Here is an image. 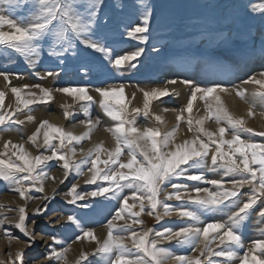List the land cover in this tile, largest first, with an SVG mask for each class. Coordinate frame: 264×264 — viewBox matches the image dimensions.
Here are the masks:
<instances>
[{
	"label": "snow or ice",
	"instance_id": "snow-or-ice-1",
	"mask_svg": "<svg viewBox=\"0 0 264 264\" xmlns=\"http://www.w3.org/2000/svg\"><path fill=\"white\" fill-rule=\"evenodd\" d=\"M9 6V11L16 9L26 12L18 19L9 15L0 14V46L5 50H12L20 54L29 64H34L43 51L42 44L49 47V55L62 56L77 47L76 42L84 45L81 51L87 53H100L111 69L122 70L125 65L135 68L133 61L144 53L145 49L137 47L134 51L124 54H115L114 50L104 42L98 31L97 16L101 10L103 0H0ZM253 11L264 14V3L252 5ZM142 18V23L137 22L134 26H125V33L128 37L147 42L149 32V21L153 16V8L143 2L138 9ZM7 26L8 31L4 30ZM96 37V38H93ZM107 67V66H106ZM52 76V72L47 73ZM5 81L9 77L5 73H0ZM103 83V82H101ZM176 84L177 81H170ZM181 83L190 86L191 95L187 105L181 109L176 116L177 125L169 131H161L159 127L139 128L136 126L135 116L141 112L145 116L151 114V102L162 97L174 94L175 90L168 88L143 90V108L128 107L124 94L125 86H100L94 91L99 94V104L104 114L113 121V125L105 130L110 132L115 146L112 149H105L103 142L93 148L80 149L83 158L75 160V144L81 143L85 139H90L91 132L100 123L99 119L93 120L89 112V106L93 103L94 97L89 94L88 86L62 87L57 89L45 88L42 85H23L12 87L17 107L12 109V114H0V126L19 123L13 119L17 111L28 109L36 103H47L53 99L54 92L67 94L75 101L83 102L81 109L86 120L81 121L86 130L77 135L72 131L51 124L48 120H42L36 131L28 137V140L35 146L38 135L42 129L43 147L50 152L49 155L41 153L32 156L26 151L24 144H14L11 141L4 143V156L0 158V180L14 185L12 191L18 192L21 199H32L29 195L32 188L44 191V181L49 178L45 171L49 161L57 160L62 162L60 166L64 170V178L67 179L70 173L76 176H83V168L88 166L89 178L84 181L86 184L95 185L91 192H78V184H72L65 197L69 204H76L78 201L86 200L88 197H105L108 200H120V207L116 209L115 216L107 223V235L101 241L92 230L82 228L81 219L75 214L67 216V220L81 228L83 237L97 242L95 254L107 258L108 264H165L169 259H175L178 264H221L219 259L223 257L225 261H231L238 257V249L242 247V227L247 223L250 213L256 211L258 202L264 203V144H257L242 138L243 133H254L264 137V131L255 132L253 128L246 126L243 116L234 115L222 102L220 93H227L229 89L221 83H214L210 87H200L191 79H185ZM245 84H253L256 87L251 92V103L248 109L249 116L253 115V107L257 101L264 105V72L257 76L249 77ZM27 89V91H25ZM37 89L38 91H33ZM236 95L248 102V90L246 88L236 89ZM5 92L0 91V109L4 107ZM135 94H133V97ZM205 101L206 115L193 120V102L197 99ZM215 101V105L209 103ZM64 116L67 119L74 113L69 111L71 105H63ZM167 111V109H164ZM184 112L189 114L185 120ZM28 120L34 117H27ZM155 121L163 123L160 115H154ZM214 120L217 124V131H210L204 126L206 120ZM185 121L189 131L193 132L191 140H185L182 144H174L176 130L179 122ZM226 133H230V138H226ZM205 137V139L201 137ZM54 141H58L55 143ZM214 146V151H211ZM227 146V151L224 150ZM9 148L13 149L11 156L8 155ZM107 154V159H101V153ZM127 153V159L122 160V155ZM210 156L211 164L224 170L225 175L234 174L239 179L211 180L216 187V191L207 188L194 187L195 196H188V202L177 207H173L167 200L175 197L182 200L180 189L188 186L173 182L176 178L186 177L191 181L204 179L202 166L207 165ZM12 157H16L15 160ZM104 167H99V165ZM127 169V171H124ZM191 173V174H189ZM64 181L61 180L60 183ZM27 183V187H25ZM231 187H225V184ZM171 186L173 191L167 192L165 199L161 200L160 194L167 186ZM249 186L250 194L241 203V189ZM125 189H130L129 195H123ZM55 192V190H53ZM204 193V195H201ZM122 196V199H121ZM44 200L51 197L45 196ZM129 199L133 201L129 204ZM139 211H133L137 206ZM88 207L87 204L82 205ZM48 204L37 207V213L48 209ZM147 207L148 215L156 212L158 207H162L163 215H170L173 211L181 218L180 226L175 230L165 227L162 231L155 232V238H150L152 229L138 234L132 225L125 223L118 225L114 220H122L125 214L132 218V223L143 224L140 216ZM236 208L230 212L225 221L216 220L205 223L202 217L207 214H224L227 210ZM18 221L15 228L19 229L24 236L29 239V246L35 241L34 234L26 226L28 213L25 206L18 208ZM3 215V214H0ZM257 216L264 220V207L259 208ZM157 213V219H160ZM6 217L0 218V226H4ZM203 224V227L200 225ZM5 235L12 237V233L5 228ZM117 233H128L127 239L131 240L129 246L126 237ZM14 238V237H13ZM55 242L57 238L51 237ZM77 240L81 236L76 237ZM175 241L178 246H190L193 252L199 249V255L176 256L169 247L161 245L160 241ZM218 241L214 249L212 244ZM253 246L246 251L240 259V264H264V239H257L252 242ZM71 245L57 250L51 248L47 253L49 264L55 259L60 264H68L67 253ZM259 252L260 255H256ZM251 253V256L249 255ZM23 250L15 253V260H23ZM203 258V259H202ZM87 253H81L74 264H85Z\"/></svg>",
	"mask_w": 264,
	"mask_h": 264
},
{
	"label": "rangeland",
	"instance_id": "rangeland-1",
	"mask_svg": "<svg viewBox=\"0 0 264 264\" xmlns=\"http://www.w3.org/2000/svg\"><path fill=\"white\" fill-rule=\"evenodd\" d=\"M79 2H83V0H78ZM143 2L153 8V16L149 21V32L146 34L148 35L147 42H141L124 34L125 26L130 24L134 26L137 22L142 23L138 9ZM259 3H264V0H103L97 16L98 31L104 37V42L114 50L115 54L122 55L125 52L134 51L137 47L144 48V53L137 61H133L136 67L129 68L125 65L120 71L111 69V65H108L106 60L103 63L100 62L103 60L102 54L92 53V50L87 53L81 51L80 49H83L84 45L79 44V42H76V48L65 52L62 56L49 55L48 45L42 44L43 51L34 64H29L20 54L10 49L5 50L3 46H0V73L7 74L10 81L9 83L5 81L3 76H0V91H4L6 94L4 107L0 109V114L11 115L12 109L17 107L16 98L11 92L12 87L37 84L51 89L88 86L89 94L94 97L93 103L89 106L91 118L99 119L100 123L97 126L99 129H104L110 128L112 125H109V122L113 121L104 114L99 104V94L94 91L96 87L124 85V94L129 109L143 108V90L168 88L169 90L174 89V94L153 100L150 105V115L145 116L141 112L134 118L137 122L136 126L159 127L161 131H169L174 126L158 123L155 121L154 115H161V112H158L160 105L169 104L176 110L186 107L191 95V88L181 81L191 79L200 87H210L214 83L231 87L244 83L249 77H258L259 73L264 72V14L252 10V5ZM8 9V5L0 3V14L9 15L14 19L27 14L19 9L11 12ZM4 30L8 31L9 29L4 26ZM48 72H52L53 75L48 76ZM173 80H176L177 83H170ZM32 90L38 91L37 89ZM133 94H135L134 97ZM248 98L252 99L251 95ZM82 103L75 101L73 97L67 94L54 92L53 99L47 103H36L28 109L21 106V110L13 116L14 120L20 121L19 123L0 126V158H7L4 156V143L6 141L24 144L26 151L32 156L41 153L49 155L50 152L43 147V132L48 129H42L38 135L37 143L40 147L33 145L28 137L36 131L42 120H48L53 124L48 119V115L64 116L63 105H71L69 111L74 114L67 119L65 118L59 126L66 131H72L75 124L79 125L81 121L87 119L81 109ZM200 103L205 104V101L198 99L194 104V110L191 113L193 120L199 118ZM255 106V109L258 108L264 112V105H261L259 101ZM29 116L34 117V119L28 120L27 117ZM188 116L189 114L184 112L185 120ZM182 122L185 123V121ZM85 130L84 126L81 131L84 132ZM201 138L206 140L203 136ZM242 138L257 144L264 143V137L254 133H243ZM54 142L58 143V141ZM87 143L88 139H85L74 146L76 149H80ZM95 145L86 149L85 152ZM106 147L107 149L113 148V146L107 145ZM224 150L227 151V146ZM12 151L13 149L9 148V156H11ZM211 151H214V146ZM126 156L127 153L125 152L122 155V160H126ZM82 158L83 154L77 155L76 151L74 159L79 161ZM12 159L15 160L16 157H12ZM101 159H107V154L103 153ZM61 163L57 160L49 161L45 169L49 178L44 181V188L54 185L53 190L55 192L53 190L50 191L51 193L45 190L40 192L36 188H32L29 193L32 199H28V202L21 199L18 192L11 190L15 187L14 185L0 180V214H3L0 215V218L6 217L5 225L0 227L2 231L7 228L12 233L11 238L13 239L4 241V248L0 249L2 253L0 264H9L10 261L13 264H49L47 253L51 248L59 250L69 245L71 248L67 253L68 264H74L82 252L87 253L85 264H108L106 257L95 254L97 242L84 238L81 228H77L66 218L75 214L81 219L84 230H92L95 236L103 241L108 231L107 223L115 216L116 209L120 207V200L88 197L76 204L67 203L71 197L66 198L65 193L72 184H78L77 191L85 193L94 190L95 185L84 183L86 179H83V176L90 175L88 166L83 168V176L70 173L65 179L64 170L60 166ZM99 167L104 166L101 164ZM202 171L204 179L200 181H191L186 177L176 178L173 182L188 187L180 189L182 200H176L173 197L167 200V203L174 208L187 203L188 196L186 193L191 196L196 195L193 191L194 187L216 191V187L208 181L239 179L234 174L225 175L223 169L214 167L211 164L210 156L207 165L202 166ZM61 180L64 182L60 183ZM27 186L25 183V187ZM225 187H231V185L226 183ZM171 191H173L171 186H167L159 198L164 200L166 193ZM130 193V189H125L123 195L130 196ZM241 193L240 200L243 203L250 194L249 186L241 189ZM45 196H49L51 199L44 200L43 197ZM45 203L48 204V209L37 213L35 209L38 206L43 207ZM132 203L133 201L129 199V204ZM85 204L88 207L82 206ZM19 206L26 207L28 213L26 226L28 228L32 225L29 231L36 238L30 246L28 237L15 228L19 216ZM261 207H264V203L258 202L256 211L250 213L247 223L241 229L242 247L238 249V257L231 261H225L223 257L215 258L219 259L221 264H240V259L244 253L252 248V242L257 239H264V220L257 216ZM236 210V208H231L224 214H207L202 217V220L205 223L216 220L225 221L228 214ZM133 211H139L138 204ZM163 212V208L158 207L156 212L149 216L146 207L145 212L140 216L143 221L141 225L133 224L132 218L126 214L124 219L114 220L113 223L118 225L128 223L138 234L152 229L150 238H155L154 233L162 231L165 227H171L175 230L184 226L180 223L181 218L175 211L170 215H163ZM157 213L160 215V219H157ZM53 214H55L54 219L51 217ZM200 226L203 227V224ZM117 234L126 237L125 242L131 246V240L127 239L128 233ZM53 236L57 238L58 242L51 239ZM77 236H81V239L77 240ZM45 237H48V245H44ZM160 243L164 247H169L176 256L193 257L199 255V249L193 252L190 246H178L175 241L161 240ZM217 244L218 241L212 244V247L215 249ZM19 250H23L24 253L22 262L15 260V253ZM249 255L251 256V253ZM256 255H260V253L257 252ZM50 264H60V262L53 259ZM165 264H178V262L175 259H169Z\"/></svg>",
	"mask_w": 264,
	"mask_h": 264
},
{
	"label": "bare ground",
	"instance_id": "bare-ground-1",
	"mask_svg": "<svg viewBox=\"0 0 264 264\" xmlns=\"http://www.w3.org/2000/svg\"><path fill=\"white\" fill-rule=\"evenodd\" d=\"M181 84V83H180ZM179 84V85H180ZM182 85V84H181ZM256 86L253 85V84H245V83H241V84H237V85H233L231 87H226L229 89V92L227 93H220L221 95V100L223 102V104L236 116H243L246 120V126L247 127H250V128H253L254 130H257V131H263L264 130V112L260 111V109H255L253 107V115L249 116L248 114V109H249V106H250V103H251V98H248V102H246L245 100H242L240 97H238L236 95V92L235 90L236 89H242V88H246L248 90V93L249 95L251 94L252 90L255 88ZM191 92V91H190ZM58 94V93H57ZM199 99V98H198ZM197 99V100H198ZM197 100H195L193 102V106L194 104L197 102ZM72 103V101H70ZM209 103L215 105V101L213 100H209ZM201 105V109H200V112L199 113V118L202 117V116H205L206 115V106L205 104L203 103H200ZM196 106V105H195ZM256 107V106H255ZM194 108V107H193ZM164 109H167V111H164ZM194 110V109H193ZM161 112V117L163 118V123L164 125H169V126H176L177 125V120H176V116L177 114L179 113V109L176 110L172 107L169 106V104H165V105H160L158 107V112ZM198 111V110H196ZM198 118V119H199ZM48 119L53 122L54 125H60L61 123L64 122L65 120V116L62 115V117H58L56 115H53V114H50L48 115ZM93 120H96V118H92ZM71 123V122H70ZM172 123V124H171ZM113 125V122H109V125ZM171 124V125H170ZM162 125V124H160ZM84 124H75L73 127H72V131L79 135L81 133H83L81 130L84 129ZM204 126L209 129L210 131H217V124L215 123L214 120H206L205 123H204ZM111 127V126H110ZM139 128H145V127H140V126H137ZM163 127V126H162ZM173 127V128H174ZM172 128V129H173ZM106 128L104 129H99L98 126H96V128L92 131L91 133V137L90 139H88V143L87 144H84L83 148L84 150L92 147L93 145H97L101 142H103V146L105 149H107L106 145L107 146H115V142H114V139L112 137V135L110 134V132L106 131L105 130ZM193 136V133L191 131H189L188 129V125L187 123H183L182 121L179 122V127L178 129L176 130V136H175V141H174V144L173 145H170L171 148H175V145L177 144H182L183 141H185L187 138H192ZM226 136L227 138H230V134L226 133ZM264 144V143H262ZM27 146V145H26ZM77 147V146H76ZM80 148V149H81ZM80 149H76L77 151V155L78 154H81V151ZM228 150V149H227ZM106 153V152H105ZM101 155H103V153H101ZM127 157V156H126ZM124 157V158H126ZM126 161V160H125ZM86 176V177H85ZM83 176V179H88L87 177L90 176V175H85ZM53 186L54 185H50V186H46L44 188L45 191L47 192H50L53 190ZM57 186V185H56ZM51 193V192H50ZM27 201V200H26ZM28 202V201H27ZM32 202V201H31ZM35 203V201H34ZM19 205V204H18ZM21 205V204H20ZM38 205V204H37ZM29 207V206H28ZM36 207V206H35ZM55 214H53V216L51 215V217L54 219ZM32 224V223H31ZM32 225L28 226V229L30 230ZM0 233H1V239H0V249H3L4 248V241L5 240H13L11 237H6L5 236V233L4 231L1 230V227H0ZM47 238L48 237H45L44 238V245H48L47 243ZM1 251H0V256H1ZM9 264H13L11 261L9 262Z\"/></svg>",
	"mask_w": 264,
	"mask_h": 264
}]
</instances>
